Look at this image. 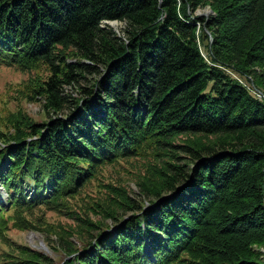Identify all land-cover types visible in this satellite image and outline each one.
<instances>
[{"label":"trees","instance_id":"16d2710c","mask_svg":"<svg viewBox=\"0 0 264 264\" xmlns=\"http://www.w3.org/2000/svg\"><path fill=\"white\" fill-rule=\"evenodd\" d=\"M0 67L35 74L48 116L0 114V240L106 166L164 156L143 201L111 186L106 221L55 233L59 263L0 264H264V0H0Z\"/></svg>","mask_w":264,"mask_h":264},{"label":"rangeland","instance_id":"374dc122","mask_svg":"<svg viewBox=\"0 0 264 264\" xmlns=\"http://www.w3.org/2000/svg\"><path fill=\"white\" fill-rule=\"evenodd\" d=\"M212 14H214V12L210 7L197 12L199 17L206 18ZM108 25L120 36L124 35V31L127 28L124 22L119 21L109 22ZM233 76L241 80L239 76L235 74H233ZM34 77V73L17 71L16 69L8 67H0L1 115L6 116L7 114L17 111H24L37 122L45 121L48 118L43 108V102L30 101L24 95V91H26V88H23L24 85H28L29 80ZM242 82L246 83L245 81ZM251 86H254L253 82H251ZM179 143V140L174 142L176 145H179ZM154 156L153 154L142 158H132L128 161H121L120 163L106 166L98 176V179L88 183L78 196L66 200L58 211H39L35 213L32 220L39 228L21 231L12 227L10 232L7 233L8 239L6 241L0 240V253L3 251H10L17 254L22 251V248H28L42 252L59 263L63 256L55 250L56 234L65 229L71 231L75 230L79 224L76 221V216H83L85 213H87L94 222L102 221L104 218L99 209L109 204V195L113 193L109 190L111 186L126 188L132 197H137L143 201L144 198L139 196L140 188L137 185V181L147 175L148 171L146 170L149 165L162 161L156 160L155 158L154 161H151ZM180 156L182 157L183 154L180 153ZM155 157L163 158L164 156ZM0 162H2V159H0ZM6 204L7 196L3 193L2 186L0 185V205ZM143 204L148 203L143 202ZM96 209H98V213L94 212ZM129 216L130 215H128L127 218H129ZM104 220L106 221V219ZM110 223L111 222H109V224ZM71 240L77 241V238L72 237Z\"/></svg>","mask_w":264,"mask_h":264},{"label":"water","instance_id":"95a60500","mask_svg":"<svg viewBox=\"0 0 264 264\" xmlns=\"http://www.w3.org/2000/svg\"><path fill=\"white\" fill-rule=\"evenodd\" d=\"M200 16H202V15H200ZM2 191H3V193L7 196V194H6L5 190H4V188H2Z\"/></svg>","mask_w":264,"mask_h":264}]
</instances>
